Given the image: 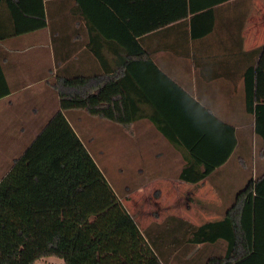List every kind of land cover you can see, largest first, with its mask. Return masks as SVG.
<instances>
[{"label": "crops", "instance_id": "0c3cea01", "mask_svg": "<svg viewBox=\"0 0 264 264\" xmlns=\"http://www.w3.org/2000/svg\"><path fill=\"white\" fill-rule=\"evenodd\" d=\"M22 9L1 3L0 30L35 22L38 1ZM41 10L44 27L0 39V91L8 90L0 96V179L61 111L97 165L95 155L102 162L114 152L119 177L132 171L119 199L140 230L168 216L196 225L222 218L236 192L264 172L245 106L246 74L264 75V0H42ZM195 14L201 34L192 36ZM146 24L160 27L134 34ZM134 39L156 69L141 64ZM125 57L130 120L61 109L62 77L120 74ZM186 164L212 171L188 182L179 178Z\"/></svg>", "mask_w": 264, "mask_h": 264}, {"label": "trees", "instance_id": "16d2710c", "mask_svg": "<svg viewBox=\"0 0 264 264\" xmlns=\"http://www.w3.org/2000/svg\"><path fill=\"white\" fill-rule=\"evenodd\" d=\"M6 1L24 9L27 0H0V4ZM37 1L35 22L11 32L0 30V39L45 26L42 0ZM195 16H191L192 36L201 34L195 30ZM159 27L146 24L133 31L144 35ZM211 27L210 22L202 32ZM134 43L141 64L156 69L136 39ZM130 60L124 58L120 74L62 77L61 109H79L125 124L130 120L124 111L125 84L132 77ZM261 77L258 70L246 74L245 106L254 115L264 154ZM6 93L4 88L0 96ZM211 171H195L186 164L179 178L196 182ZM119 197L64 113L56 112L0 179V264H34L45 256L58 257L64 264H264V172L236 192L222 218L200 225L168 216L140 230ZM221 241L224 252L217 250Z\"/></svg>", "mask_w": 264, "mask_h": 264}, {"label": "rangeland", "instance_id": "374dc122", "mask_svg": "<svg viewBox=\"0 0 264 264\" xmlns=\"http://www.w3.org/2000/svg\"><path fill=\"white\" fill-rule=\"evenodd\" d=\"M95 156L98 159L99 167H101L103 170L104 176L106 177L112 188L115 190L116 194L121 197L120 190L124 188L123 184L121 183L124 181H127L129 183H131V181L133 182L132 171H130V169L125 170V173L121 174L119 177V173L115 163L118 155L114 152L112 153V155H110V159L107 158L102 162L100 161L99 155ZM126 174H128V176H126ZM34 264H64V262L58 257L47 256L39 258L35 261Z\"/></svg>", "mask_w": 264, "mask_h": 264}]
</instances>
